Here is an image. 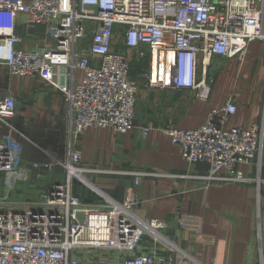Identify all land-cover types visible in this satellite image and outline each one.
Masks as SVG:
<instances>
[{"label":"built area","instance_id":"2783aa9c","mask_svg":"<svg viewBox=\"0 0 264 264\" xmlns=\"http://www.w3.org/2000/svg\"><path fill=\"white\" fill-rule=\"evenodd\" d=\"M21 25L45 32L20 34ZM29 38L40 45L18 47ZM257 40L264 42V0H0V65L55 84L70 105L72 137L90 128L131 130L141 87L192 89L207 100L211 57L240 58ZM136 60L147 66L135 75ZM16 110L14 92L0 89V123L13 132ZM236 110L230 97L198 128H164L183 158L208 166L207 181L242 182L240 166L261 160L264 127L227 128ZM23 160L21 142L0 138V264H203L171 236L170 221L137 213L135 187L118 199L87 177L80 151L67 159L43 151L26 166ZM59 167L65 180L48 182ZM32 172L46 189L15 197ZM132 174L135 185L144 176L183 178L166 170ZM257 264H264V247Z\"/></svg>","mask_w":264,"mask_h":264},{"label":"crops","instance_id":"0c3cea01","mask_svg":"<svg viewBox=\"0 0 264 264\" xmlns=\"http://www.w3.org/2000/svg\"><path fill=\"white\" fill-rule=\"evenodd\" d=\"M43 35V26H19L18 33ZM29 40L19 48H36ZM146 61H135L137 74ZM208 75L214 79L207 100L192 89L151 91L141 87L135 107V126L126 133L90 128L78 137L70 133V105L61 90L40 76H18L0 65V89H11L17 99L10 122L17 132L0 123V138L11 136L24 146L22 166L47 151L67 159L80 151L86 176L118 199L130 187L140 198L137 213L144 218L166 219L170 234L203 264H257L264 247V146L259 163L240 166L245 180L207 181V165L190 164L180 147L165 132L167 124L178 128L200 127L212 110H219L232 97L237 110L227 128L264 127V42L253 41L240 58L212 56ZM76 82L83 72L75 71ZM145 129H148L145 133ZM166 170L183 176L177 180L144 176L138 185L132 172ZM28 181L35 186V173ZM57 168L47 181L65 180ZM225 172L219 174L224 176ZM76 194L87 197L85 190Z\"/></svg>","mask_w":264,"mask_h":264},{"label":"rangeland","instance_id":"374dc122","mask_svg":"<svg viewBox=\"0 0 264 264\" xmlns=\"http://www.w3.org/2000/svg\"><path fill=\"white\" fill-rule=\"evenodd\" d=\"M142 67H146V64L141 65V68ZM0 184H1V177H0ZM45 189H46V186H42L38 184H36L35 186H32L31 182L28 181V179L26 178L24 179V181L22 180V182L19 183L14 194H15V197H18V198H29L31 196H35L41 193ZM0 190H1V186H0Z\"/></svg>","mask_w":264,"mask_h":264},{"label":"water","instance_id":"95a60500","mask_svg":"<svg viewBox=\"0 0 264 264\" xmlns=\"http://www.w3.org/2000/svg\"><path fill=\"white\" fill-rule=\"evenodd\" d=\"M178 94H179V90L176 92V96H178Z\"/></svg>","mask_w":264,"mask_h":264}]
</instances>
